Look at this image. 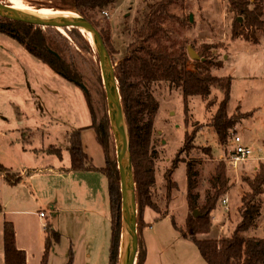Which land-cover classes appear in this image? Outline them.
<instances>
[{"label":"rangeland","instance_id":"rangeland-1","mask_svg":"<svg viewBox=\"0 0 264 264\" xmlns=\"http://www.w3.org/2000/svg\"><path fill=\"white\" fill-rule=\"evenodd\" d=\"M7 1L12 6L36 9L30 4L33 0ZM35 1L45 3L43 0ZM148 1L149 3L147 0H118L116 7L103 10L107 11L110 17L100 10L92 13L90 20L98 24L99 31H103L110 41V56L114 67L128 55L134 29L143 23L150 13L151 5L162 0ZM250 1L251 9L257 4L264 5V0ZM167 10L172 19L165 23L168 32L165 33L163 42L166 47L170 51L186 52L189 59L188 68L192 71L206 73L210 70L213 76L233 78L229 113L233 114L240 103L243 112H254L248 121L244 119L239 122L233 132L235 136L239 135L246 141L260 142L259 139H264V29L256 32L260 39L258 44L246 41L242 34L235 36L234 29H238V24L242 23L244 16L238 15L237 11L232 9L230 0H175ZM62 11L64 10L55 12ZM71 14L74 15L72 12ZM66 29L58 30L69 37V44L57 41V48L77 67L82 76L81 85L67 81L27 52L18 41L0 33V131L7 128L5 124L8 122L14 126L18 123L23 126L25 134L13 133L12 139L19 140L15 146L25 155H33L35 149L45 156L52 155L47 151L50 144L54 145L52 147L55 149H63L61 161L58 155H52L55 158L50 159L54 160L51 163L54 172L43 168L42 171H35L36 166L32 162L28 165L31 170L28 173L29 178L35 179L36 185L31 180H24L18 186L0 181V194L7 196L5 187H9V195H15L17 198L10 206L15 212L8 215V218L23 229L21 238L29 236L32 228L37 235L38 248L44 250L45 235L48 236L44 232V225H49L51 229L59 232L61 240L51 250L50 264H68L71 247L74 251L72 264H109L112 239L109 180L104 173L96 170L69 173V150L73 135L81 131L82 142L92 158L90 163L98 167L107 166L103 149L96 140V132L90 127L93 125L92 115L96 125L103 124L107 128L108 135L106 138L102 136L108 145L109 156L116 160L119 169L116 140L111 128L97 41L95 44L91 36L80 29L91 41L94 52L81 38L71 37ZM243 29L241 33L247 31L244 26ZM49 35L56 37L57 31H50ZM190 47L201 56L200 63L197 64L196 60L190 57ZM206 61L210 66L205 64ZM153 94L159 103L153 133V144L159 157L156 162V183L151 193L159 212L150 208L146 211L145 221L148 224L152 222V225L146 224L143 234L151 238L156 233H162L165 236L164 241L170 239V247L166 244L170 252L164 254L159 263L206 264L196 245L180 237L172 225L173 221V224L185 228L191 212L187 201V163H191L197 173L196 189L200 195V206L221 189L219 186L213 187V180L220 164L226 166L228 182L222 187L225 192L218 202L216 213L212 216V232L205 236L220 240L231 236L241 221L239 209L243 204L242 198L251 190L247 180L253 179L263 169L261 165H264V159H251L232 167L229 162L233 151L231 138L225 144L219 143L218 135L210 127V120L224 99L220 87L213 85L212 94L207 100L201 96H192L188 98L187 104L183 90L171 86L166 81L156 82L153 85ZM208 103H211L210 107H207ZM186 105L189 107L188 112L185 110ZM20 115L24 116L19 119ZM146 120L147 115L143 121ZM196 130L200 132L194 141V147L186 151V133L192 135ZM249 130L251 131L247 132ZM247 134L258 139L253 136L247 138ZM257 146L264 149V140ZM256 152L257 147L253 156ZM261 157L264 158L262 155ZM179 158L186 162L180 161L179 167H174L172 177L177 185L171 188V195L168 197L165 174ZM26 164L24 162L23 166ZM263 195L260 196L263 209L254 227L245 233L247 237H264ZM224 200H227L226 204ZM40 211L44 212L45 216L47 214V217H41ZM199 212V209L195 210V216H198ZM122 213L124 227L119 264H126L131 240L128 244L124 212ZM137 216L139 224V221H142V209L139 210L138 201ZM0 221H3L2 215ZM221 226L223 231L220 230ZM138 228L141 226L138 225ZM138 236L140 247L142 235L141 240L139 234ZM171 236L173 238H170ZM137 264H140L139 260Z\"/></svg>","mask_w":264,"mask_h":264},{"label":"trees","instance_id":"trees-1","mask_svg":"<svg viewBox=\"0 0 264 264\" xmlns=\"http://www.w3.org/2000/svg\"><path fill=\"white\" fill-rule=\"evenodd\" d=\"M43 1L45 3H37L33 0L30 4L36 9L47 7L55 11L64 10L90 20L94 11H103L108 7L114 8L118 0ZM174 2L175 0H162L151 5L150 13L145 17L143 23L134 29L133 41L128 48V55L120 60L115 67L120 102L130 139L131 163L137 191V201L139 210L142 209V221H139L138 224L141 226L140 229L138 228L140 240L143 229L147 224L145 221L146 211L150 208L159 212L158 206L153 202L151 193L156 183V162L159 157L158 150L153 144L155 117L159 108V103L153 94V85L158 81H166L177 89L181 88L186 104L188 103V98L192 96H201L207 100L212 94V86L216 85L220 87V90L224 94V99L220 103L218 111L210 120V127L218 135L219 143L221 144L227 143L229 138H231V143H233L235 139L233 129L239 122L244 119L248 121L254 114L253 111L247 112L250 113L249 115L243 112L241 103L233 114L229 113L228 105L233 86V78L231 76H213L210 70L206 73L192 71L188 68L189 59L186 52L170 51L166 47L163 42L165 33L168 32L165 23L172 19V15L167 9ZM230 2L232 9L237 11L238 15L244 16L242 23L238 24V29H234V35L238 36L242 34L246 41L258 44L260 39L256 32L257 30L264 29V5L257 4L254 9H251L250 0H230ZM4 3L7 5L11 4L7 0ZM147 3H149L148 0ZM109 15L107 12L108 17H110ZM91 22L98 28L96 22ZM243 26L247 31L241 33ZM66 30L71 37L81 38L89 49L95 52L91 41L79 28L71 27ZM50 31H57V36H50ZM100 32L110 53V41L105 37L103 31ZM0 33L18 41L25 47L27 52L48 65L54 72L67 81L77 85L83 84L82 76L77 67L71 60L68 61L57 48V41L62 44H69V37L62 34L58 29L33 25L0 15ZM71 59L74 60L73 57ZM200 62V60H196L197 64ZM205 64L210 66V63L207 61ZM210 106L211 103H208L207 107ZM185 110L189 111L188 105H186ZM146 115L147 120L143 121ZM93 116V125L90 127L96 132V140L103 149L107 166L98 167L94 163H90L92 158H90L82 142L80 131H78L73 135L72 145L69 150L71 169L73 171L96 170L107 176L110 187L112 213V241L109 264H119L124 227L120 172L116 160L111 159L108 153V145L105 142L108 130L103 124L100 126L96 125ZM199 132L200 130H196L192 135L186 133L184 140L186 151L194 147V141L197 140ZM49 150L50 153L62 158L63 151L61 148H50ZM180 159H177L173 167L167 170L165 174L168 184V197L171 195V188L177 185L172 177L175 169L179 167L181 162H186ZM261 167L263 169L253 179L247 180L251 190L242 198L243 204L239 209L242 217L241 221H239L231 236L217 240L202 239L199 236L211 233L212 231V213L217 209L218 202L225 192V190H222V187H225L228 182L226 166L225 164H220L217 168L216 178L213 180V187L217 188L219 186L221 189L217 190L212 197H209L205 204L200 206V195L196 189L198 185L197 173L193 165L187 163V201L191 212L186 220L185 228H181L177 224H174V227L181 235L190 239L196 245L207 264H264V237L256 238L245 235L246 232L254 227L255 221L260 216L262 210L260 196L264 193V165H261ZM0 174H5L7 180L10 182L15 177L14 181L20 179V176L13 175L1 161ZM198 209L200 211L199 215L195 216V210ZM2 211L3 206L0 203V212ZM52 237L55 240L60 239V235L56 232L53 233ZM50 246V241H48L47 251L43 257L42 264L48 263ZM4 251L5 264H27L26 252L19 249L16 245L14 224L8 220L4 224ZM145 258L146 255L143 252L142 245H140L137 261L139 260L140 264H144ZM72 261L73 255L71 250L69 264H72Z\"/></svg>","mask_w":264,"mask_h":264},{"label":"crops","instance_id":"crops-1","mask_svg":"<svg viewBox=\"0 0 264 264\" xmlns=\"http://www.w3.org/2000/svg\"><path fill=\"white\" fill-rule=\"evenodd\" d=\"M85 100H86V98H85ZM86 103H87V100H86ZM21 116H24V115H20L19 119L21 118ZM5 126H7V128H5L4 130L0 131V161L3 164L5 163V166L6 165L8 166L7 168L9 169V171L13 175L20 176V179L17 180V181H14L16 179V177H15V178H13V181H12L13 183H12L9 180H7L5 174H0V181L7 182V183H9L12 186H18L24 180H27L28 182L31 180V182L36 185V180L29 178V175H28V173L31 172V170L28 168V165L31 162H32V164L34 166H36L35 167L36 168L35 171H42L43 169H45V170L50 169L51 172L55 171V169L52 168V166H51V163L54 162V160H50V159L55 158L52 155H56V154H52V153H51L52 155L47 154V156H50V158H47V156H45L44 153H42V152L39 153L38 149H35L33 155H25V153L20 151V149L17 146H15V144L19 140L12 139V134L13 133L14 134L18 133L20 135H22V134L24 135L25 134V131L23 130L24 127L21 126L19 123L14 126V125H11L9 122H8V124H5ZM250 131L251 130H249L247 132H250ZM80 134H81V131H80ZM81 136H82V134H81ZM252 136L253 135H251V134H247L246 135L247 138L252 137ZM241 138L247 144L249 143L248 145H252L253 146L254 152H255V147H257V152L255 153V155L253 156V159H252L253 161H255V160L256 161H260V160L264 159V158L261 157V155L264 156L263 155L264 149L262 147H260V146H257V144H261V141H263L264 139H262V140L259 139L258 141H260V142H249V141H246L245 138H243V137H241ZM253 138L258 139V137H256V136H253ZM70 142H71V140H70ZM52 146H54V145L50 144V146L48 147V150H47L48 153H50L49 149L53 148ZM18 149H19V151H18ZM68 149H69V147H68ZM62 151H63V149H62ZM62 157H63V155H62ZM58 159L61 161L62 158L58 157ZM24 162L27 163V164L23 166ZM101 167H103V166H101ZM12 169L14 171H16V173ZM72 171L73 170L71 169V164H70L69 173H71ZM5 190L8 193L7 196L4 195L3 193L0 194V203L3 206V211L0 212V215L3 216V221H0V264H5L4 224H5V222L7 220L14 224L15 233H16V245H17V247L19 249H21V250L26 252L27 264H42L43 257H44V255L46 254V251H47V242L48 241H50V245L51 246L49 248L48 263L47 264H50L51 250H52V248H54L57 245L56 243H59L60 240H61V238L59 240H55L52 236H53L54 232H56L58 234H59V232L51 229L49 225H44V227H43L44 230H45L44 232H45V234H48V236L45 235V248H44V250H40L38 248L39 247V242H38V239H37V235L35 234V232H34V230L32 228L30 230L31 234L29 236L25 235V236H23V238H21L20 236H21V233L23 232V229L19 228V226L14 221H11L8 218V215H11V214H13L15 212L13 210L14 208H10V206L14 203V201L17 198H16L15 195H13V196L9 195V192H10V188L9 187H5ZM262 200L264 201V195L262 196ZM216 211L217 210H215L213 213H216ZM213 213H212V216H213ZM44 217L46 218L47 214ZM211 220H212V218H211ZM111 222H112V218H111ZM156 222H160V221H156ZM212 224L214 225V221H212ZM148 225L151 226L152 222L149 223ZM172 225H173V228H174L173 221H172ZM179 227H181V226H179ZM221 228H223L222 226L220 227V230L223 231ZM27 231H28V229H27ZM111 231H112V223H111ZM157 231H158V227L156 229V232ZM175 232L177 234L179 233L180 235L179 234L178 235L180 237H183L184 239H187V240L191 241L190 239H188V238L184 237L183 235H181V233L179 231L177 232L175 230ZM210 234L211 233L202 234L199 237L200 238L202 237V239H210V238H206L205 237V236L210 235ZM173 237H174V235H173ZM173 237L171 236L170 238H173ZM163 239H165V236L162 233L159 234V235L156 233V235L154 237L151 236V238H147L146 235H144L143 232H142L141 245H142L143 252L146 255L144 264H165V263H159V262L163 260L164 254L170 252V249L166 245L168 243V246L170 247V245H169L170 239L167 240V241H164ZM111 241H112V239H111ZM110 248H111V246H110ZM71 250H72V255H74L73 247H71ZM205 263H206V261H205Z\"/></svg>","mask_w":264,"mask_h":264},{"label":"water","instance_id":"water-1","mask_svg":"<svg viewBox=\"0 0 264 264\" xmlns=\"http://www.w3.org/2000/svg\"><path fill=\"white\" fill-rule=\"evenodd\" d=\"M0 15L26 22L42 27H53L58 29L64 28H79L85 31L88 35L92 33L97 41V46L100 55L104 86L109 108L112 131L116 140L117 154L119 160V171L123 193V212L125 231L128 235L131 245L128 246V255L126 264H137L139 253V236L137 223V200H136V185L133 175L131 163L130 143H128L127 154L125 151V141L123 135V122L128 131L125 121L122 105L120 102V93L118 82L115 75V67L111 59L110 53L105 45L104 39L99 29L86 17L72 15L67 17H51L45 19H37L26 12L14 9L12 5H7L0 0ZM25 15V16H24ZM192 17V16H191ZM91 36V35H89ZM189 55L193 60H201V56L193 49L189 48ZM85 89V87H84ZM130 142V139H129ZM128 203V208H127ZM126 235V236H127ZM128 242V244H130Z\"/></svg>","mask_w":264,"mask_h":264},{"label":"built area","instance_id":"built-area-1","mask_svg":"<svg viewBox=\"0 0 264 264\" xmlns=\"http://www.w3.org/2000/svg\"><path fill=\"white\" fill-rule=\"evenodd\" d=\"M107 14V12H104ZM254 154V148L252 145H248L241 136L237 135L235 136V139L233 141V151L230 156L229 162L231 163L232 167H236L239 164H242L244 162H247L251 159H253ZM224 203H227V200H224ZM40 215L42 217L45 216L44 212H41ZM223 230V228H221Z\"/></svg>","mask_w":264,"mask_h":264},{"label":"bare ground","instance_id":"bare-ground-1","mask_svg":"<svg viewBox=\"0 0 264 264\" xmlns=\"http://www.w3.org/2000/svg\"><path fill=\"white\" fill-rule=\"evenodd\" d=\"M14 9L26 12L27 14L37 18V19H45V18H51V17H67V16H72L71 12H55L50 9H42V10H36L33 8H29L26 6H13ZM25 16V15H24ZM89 35H91V38L93 42L96 44V39L92 35V33L89 32ZM123 135H124V141H125V151H126V157H128L127 154V149H128V143H129V133L126 129V126L123 122ZM127 241L129 242V238L127 235Z\"/></svg>","mask_w":264,"mask_h":264}]
</instances>
